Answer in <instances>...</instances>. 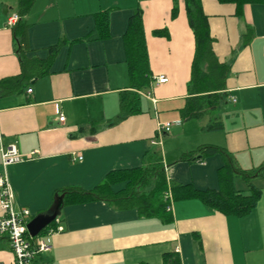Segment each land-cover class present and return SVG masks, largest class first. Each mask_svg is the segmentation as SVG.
I'll list each match as a JSON object with an SVG mask.
<instances>
[{
	"label": "crops",
	"instance_id": "crops-1",
	"mask_svg": "<svg viewBox=\"0 0 264 264\" xmlns=\"http://www.w3.org/2000/svg\"><path fill=\"white\" fill-rule=\"evenodd\" d=\"M201 2L215 54L231 72L218 108L186 120L195 38L185 0H36L25 17V69L8 26L18 0H0V83L23 75L19 87L0 95L3 146L15 145L24 156L7 169L16 210L28 209L33 219L52 206L58 191L92 190L111 172L142 167L162 144L167 179L198 190H218L224 164L220 155L202 163L179 161L201 145L224 148L244 170L264 162V2L246 5L242 16L234 5ZM137 8L152 80L139 92L141 111L110 125L120 114V93L130 89L124 34ZM101 11L109 13L110 38L89 40ZM157 30L167 36L154 35ZM59 43L49 71L40 76L33 62L48 60ZM159 76L168 81L156 84ZM216 122L221 129L209 131ZM167 123L173 126L158 137ZM1 165L0 150V171ZM257 186L263 196L242 218L198 200L175 202L170 223L102 201L68 204L54 226L63 231L52 236V249L36 264H264V181ZM14 261L4 238L0 264Z\"/></svg>",
	"mask_w": 264,
	"mask_h": 264
},
{
	"label": "trees",
	"instance_id": "trees-1",
	"mask_svg": "<svg viewBox=\"0 0 264 264\" xmlns=\"http://www.w3.org/2000/svg\"><path fill=\"white\" fill-rule=\"evenodd\" d=\"M35 1L18 0L17 10L20 20L13 27L14 39L21 56L23 69L29 63L25 60L29 28L25 17L30 13ZM218 2L234 5L237 15L242 16L246 5L262 3L264 0H218ZM185 4L188 22L195 38V53L188 86L191 98L183 110L184 118L191 120L200 117L204 111L211 112L218 108L226 90L231 67L221 62L215 54V39L212 36L209 18L204 13L201 0H185ZM95 19V29L88 39L99 41L110 38L108 11L97 13ZM154 35L167 36V32L157 30ZM124 44L130 89L120 93V114L113 122H110V125H115L141 111L139 92L147 91L152 80L141 8H137L129 20L124 34ZM61 46L62 43H59L51 48L48 60L33 62V69L40 76L49 71ZM22 76L3 80L0 83V95L5 90L11 91L19 87ZM220 129L221 123L216 122L208 130L218 131ZM215 155H220L224 161L219 171L218 190H198L192 185H182L168 180L162 151L155 149L147 154L145 163L140 168L111 172L92 190L79 187L66 188L58 191L55 198L64 195V206L102 201L112 204L119 210L136 209L145 217H157L165 223H170L172 220L173 204L185 200H198L225 216L242 218L250 215L257 208L263 196L262 189L255 185L254 181H264V162L256 169L244 170L236 164L234 157L224 148L216 145H201L193 151L184 153L179 161L202 163ZM237 178L245 183V190L236 188L235 179ZM121 184H125L124 188L115 191L114 187ZM54 226H56L55 221L41 235H45L48 229ZM4 238L6 237L0 236V241Z\"/></svg>",
	"mask_w": 264,
	"mask_h": 264
},
{
	"label": "built area",
	"instance_id": "built-area-1",
	"mask_svg": "<svg viewBox=\"0 0 264 264\" xmlns=\"http://www.w3.org/2000/svg\"><path fill=\"white\" fill-rule=\"evenodd\" d=\"M20 20V16L15 13L9 16L8 26L14 27ZM168 79L165 76H159L156 84L166 83ZM32 93V89L28 90ZM59 121L64 122L65 117L60 114ZM172 123L159 126L158 137L168 132ZM0 150L2 155V171H0V236H4L10 243L11 250L15 256L14 264H36L37 257L52 249L51 238L57 233L63 231V227H50L45 235L32 237L28 231V224L32 220L31 213L28 209L16 210L15 195L9 179L7 169L9 166L20 163L24 156L19 152L15 145L4 147L2 143V132L0 131ZM82 160V157H78ZM60 223L59 218L55 224ZM48 228V227H47Z\"/></svg>",
	"mask_w": 264,
	"mask_h": 264
},
{
	"label": "water",
	"instance_id": "water-1",
	"mask_svg": "<svg viewBox=\"0 0 264 264\" xmlns=\"http://www.w3.org/2000/svg\"><path fill=\"white\" fill-rule=\"evenodd\" d=\"M64 195L57 196L52 206L45 212L35 216L28 224L27 228L32 237L39 236L57 218L61 216L64 208Z\"/></svg>",
	"mask_w": 264,
	"mask_h": 264
},
{
	"label": "rangeland",
	"instance_id": "rangeland-1",
	"mask_svg": "<svg viewBox=\"0 0 264 264\" xmlns=\"http://www.w3.org/2000/svg\"><path fill=\"white\" fill-rule=\"evenodd\" d=\"M168 137H169V136H168ZM168 137L163 138V141H164V140L166 141ZM162 145H163V144H162ZM162 145H159L157 149H158V150H162ZM209 145H210V144H209ZM259 181L261 182V180H255L254 183L257 182L256 184L258 185ZM235 184H236V188L239 189V190H241V189H246V185H245V183H244L240 178L235 179Z\"/></svg>",
	"mask_w": 264,
	"mask_h": 264
}]
</instances>
